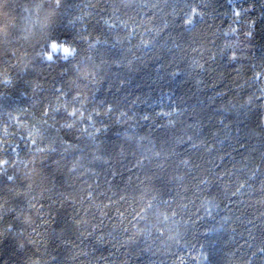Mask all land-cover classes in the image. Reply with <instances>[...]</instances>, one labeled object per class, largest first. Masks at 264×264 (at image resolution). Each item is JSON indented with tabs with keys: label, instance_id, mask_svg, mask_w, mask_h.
<instances>
[{
	"label": "trees",
	"instance_id": "16d2710c",
	"mask_svg": "<svg viewBox=\"0 0 264 264\" xmlns=\"http://www.w3.org/2000/svg\"><path fill=\"white\" fill-rule=\"evenodd\" d=\"M61 2L0 0V264H264V0Z\"/></svg>",
	"mask_w": 264,
	"mask_h": 264
},
{
	"label": "snow or ice",
	"instance_id": "6c2138e0",
	"mask_svg": "<svg viewBox=\"0 0 264 264\" xmlns=\"http://www.w3.org/2000/svg\"><path fill=\"white\" fill-rule=\"evenodd\" d=\"M11 6L13 8H22L23 7V5H20V4H14V5H11ZM54 6L57 7V8H60V7H63V4H62L61 0H54ZM232 10H233V15L235 17V20L233 22H238L242 17H247L248 13H249V8L248 7H244L243 4H240L238 6L236 2L232 3ZM196 11H197V9L195 7L191 8L192 15H190L188 17V19L185 21L186 23H188V24L193 23V16L195 15ZM200 15L203 16V13H200ZM260 17L264 18V12L260 13ZM121 24H125V26H126V22L125 21H121ZM244 24L247 27H249L251 29H254L256 24H257V20L256 19H247V20L244 21ZM231 31L235 32L236 29L233 28V29H231ZM246 35L251 37L253 35V31H248L246 33ZM82 39H86V38H82ZM95 43H98V41H96ZM145 43H150V42L146 41ZM65 48H66V53H70V54L69 55H65L64 58H69V57L75 58V55L77 54L78 49L71 47L68 43H65ZM73 49H74V51H73ZM40 55L44 56L46 58V60L49 61V62H52L54 60V53L50 56V58H48V53L47 52H43ZM231 55H232V58L235 59L236 52L232 51ZM25 67H27V65ZM82 79L83 80L91 79L94 83L96 82V78L94 76L90 75L88 72H83L81 74H77L73 80L69 81V84L70 85H74V84H76V81H79V80H82ZM35 87L39 88V84H36ZM56 91L59 92V96L56 97L57 101L59 102L61 100V98H63V100L65 101V103L63 104V109L66 112H69V114L72 117V123H66L65 124V127L71 129L78 119L82 120V118L84 116L83 115V111L81 110V111L78 112V110H77V108L75 106H71L70 107V105H68L66 103L67 100H68V97L70 95V92L73 91V89H70L69 91L66 92L64 87L61 86L60 88L56 89ZM261 95H264V91L261 92ZM71 99H72V102H73L72 104L73 105L76 102H80L81 104L86 102V97H82V93L79 92V91H75V94L71 96ZM251 99L252 98L249 97V103H251ZM112 107L113 106L111 104L107 105V109L109 111L112 110ZM60 108H61V104L60 103H57L56 106H52L50 104V105H48L45 108V111H44L43 115L45 117H47L49 115V113H58ZM94 111L98 112L99 110L98 109H94ZM174 111L179 112L180 109L179 108H175ZM124 115H126V113L121 112V116H124ZM168 115H171V113H168ZM88 119L91 120L92 117L89 116ZM143 119L147 120V119H149V117L145 115L143 117ZM40 124L41 125H47L48 121L46 119L42 120V121H40ZM50 127H54V125H51ZM4 130H5V132H7L8 125H5ZM100 130H101L100 128H96L95 129L96 132H99ZM36 131L39 132V128H37ZM28 135H29V137H34V134H33L32 131H29ZM89 135H92V134L89 133ZM141 139H143V138H141ZM187 139H188L189 142H191L192 137L189 136ZM62 143L68 144L69 142L68 141H62ZM96 143L98 145V149L97 150L98 151L101 150L103 148V142L97 140ZM6 144H7V141H4L3 143H0V151H6V148H5ZM31 145H37V139L36 138H32L31 139ZM47 147H48V149L54 150L52 143H49ZM193 147H195V145H193ZM212 147H214V146H210L208 150L211 151ZM35 150L38 151V152H44L45 151L44 148H39V147H36ZM12 151L18 157V155H19L18 146H14ZM156 155L158 156L159 153L157 152ZM95 159L104 161L105 163L107 162L103 155H97L95 157ZM8 163H9V161L7 159L0 160V164L7 165ZM256 167H257V169H259L260 165H257ZM3 171H4V169H0V172H3ZM256 174L257 173L255 171L251 172V177L254 178L256 176ZM8 178H9V180L13 179V177H11V176L8 177ZM245 186H246V184L244 182H242L241 185H240L241 188H244ZM88 195L91 196V192H89ZM21 246H23V245H21ZM259 251H260L261 254H264V248H260ZM253 255H255V253H253ZM31 264H37V262H31Z\"/></svg>",
	"mask_w": 264,
	"mask_h": 264
},
{
	"label": "rangeland",
	"instance_id": "374dc122",
	"mask_svg": "<svg viewBox=\"0 0 264 264\" xmlns=\"http://www.w3.org/2000/svg\"><path fill=\"white\" fill-rule=\"evenodd\" d=\"M51 49H52V52H54V53H57V52L66 53V48L62 44H56L55 43L52 45ZM59 49H63V51H58Z\"/></svg>",
	"mask_w": 264,
	"mask_h": 264
},
{
	"label": "clouds",
	"instance_id": "9594fccd",
	"mask_svg": "<svg viewBox=\"0 0 264 264\" xmlns=\"http://www.w3.org/2000/svg\"><path fill=\"white\" fill-rule=\"evenodd\" d=\"M58 51H63V49H59ZM73 51H74V49H73ZM65 55H69L70 53H64ZM48 58H50V57H48Z\"/></svg>",
	"mask_w": 264,
	"mask_h": 264
}]
</instances>
